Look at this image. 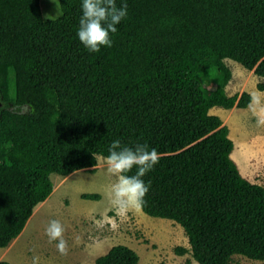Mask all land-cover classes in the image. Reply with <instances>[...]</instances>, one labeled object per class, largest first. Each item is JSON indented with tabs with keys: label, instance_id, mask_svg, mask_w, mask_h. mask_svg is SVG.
Wrapping results in <instances>:
<instances>
[{
	"label": "trees",
	"instance_id": "1",
	"mask_svg": "<svg viewBox=\"0 0 264 264\" xmlns=\"http://www.w3.org/2000/svg\"><path fill=\"white\" fill-rule=\"evenodd\" d=\"M116 2L127 16L112 46L90 53L77 37L82 0H59L55 20L39 0H0V248L51 195L50 175L95 172L119 140L159 153L141 210L177 223L194 261L264 262V188L240 174L228 127L209 113L250 103L226 94V59L264 79V0ZM138 262L124 245L95 260Z\"/></svg>",
	"mask_w": 264,
	"mask_h": 264
},
{
	"label": "rangeland",
	"instance_id": "2",
	"mask_svg": "<svg viewBox=\"0 0 264 264\" xmlns=\"http://www.w3.org/2000/svg\"><path fill=\"white\" fill-rule=\"evenodd\" d=\"M39 6L44 20H55L62 15L59 0H39ZM225 64L230 71H236L232 62L225 60ZM245 73L247 75L241 73L236 75L240 83L245 84L246 87L240 86L232 77L226 86L228 96L241 92L251 95L252 92L257 91L256 85L264 82L263 78L255 76L252 71L246 70ZM221 110L223 109L214 110L212 113L221 118ZM234 118L237 120V125L227 119L228 123L233 124L232 135L240 133L241 139L247 142L246 144L242 142L244 145H235L233 159L242 165L250 157L253 146H257V159H264V140L253 141L254 137L264 136V125L258 124V117L254 116L251 110L242 112L241 116ZM250 141H253L252 145L248 144ZM50 180L53 184L52 195L45 204L36 207L34 215L26 225V230L13 242L14 248L22 246L18 250L20 258H23L21 264H33L34 256L39 257V260L41 258L49 260L54 257L52 255L59 254L56 242L50 243L45 235V228L49 221L54 219L59 220L66 229L64 239L68 243L67 254L80 256V260L89 261L86 257L89 242L105 237L112 244L123 243L135 246L139 249L144 264H194L190 252L181 261H177L175 257L176 247L190 250L187 237L177 223L150 217L141 209H131L126 213L117 212L108 196L109 186L115 178L107 173L103 161L97 160L96 170L93 173L80 170L66 177L52 174ZM88 194L98 195L99 200L82 198L83 195ZM41 210L45 212L44 215L40 213ZM256 262L234 256L231 264H256Z\"/></svg>",
	"mask_w": 264,
	"mask_h": 264
},
{
	"label": "clouds",
	"instance_id": "3",
	"mask_svg": "<svg viewBox=\"0 0 264 264\" xmlns=\"http://www.w3.org/2000/svg\"><path fill=\"white\" fill-rule=\"evenodd\" d=\"M126 16L127 6H118L116 0H82L77 37L90 53H99L102 47L112 46L111 34L117 32V25ZM248 108L258 117V124L264 125V93L252 92ZM95 159L103 161L107 173L115 178L109 186L108 196L117 212L141 209L150 190V182L146 184L143 177L159 162V153L155 149L149 150L146 144L138 143L130 148L115 140L110 145L107 156L101 155ZM134 167L137 169L135 174L129 175ZM65 231L64 225L55 219L49 221L45 228L49 242H56L57 251L61 255L68 252ZM38 262L39 257L34 256L33 264ZM256 264L264 262L257 261Z\"/></svg>",
	"mask_w": 264,
	"mask_h": 264
},
{
	"label": "crops",
	"instance_id": "4",
	"mask_svg": "<svg viewBox=\"0 0 264 264\" xmlns=\"http://www.w3.org/2000/svg\"><path fill=\"white\" fill-rule=\"evenodd\" d=\"M227 61H230L232 62L233 67L236 68V71H231V78L234 77L235 80H237V82H239V85L242 86V87H246L245 84L243 83H240V80L239 78L237 77L236 73L238 74H244V75H247L245 72L246 70H243L245 68H243L240 64L238 63H234V61L232 60H228L226 59ZM225 62V61H224ZM236 72V73H235ZM256 92H260V91H256ZM261 93H264L261 92ZM220 108L218 107H213L212 109L209 110V113L211 114L212 111L214 110H219ZM222 109V108H221ZM249 111V108L248 106L246 107V109H240V108H232L230 110H221L220 112V115H221V120L222 123L228 127V130L230 131V133L228 134L229 137L233 140L234 145H238V144H242L247 142V141H244V139L242 140L241 139V135L240 133L233 136L232 135V129H233V124L234 125H237V120L234 118L236 116H241V113L242 112H247ZM213 115V113H212ZM217 116V115H216ZM255 116V115H254ZM219 117V116H218ZM257 117V116H256ZM220 118V117H219ZM230 119L231 122H233V124L231 123H228L227 122V119ZM253 137V136H252ZM252 137H250V140H252ZM260 140H264V136L263 137H254V140L253 141H260ZM253 141H250V145H252V142ZM246 144V143H245ZM244 145V144H242ZM236 147V146H235ZM235 147L233 148V151L230 155L231 159L233 160V162L237 165L238 169H239V172L240 174L247 180L249 181L250 183L252 184H257V185H260L264 188V159H257V146H253L252 149L250 150V157L242 163V165L238 164L234 159H233V154H234V151H235ZM55 191H56V188H55ZM53 193V192H52ZM51 193V195H52ZM48 200V198H47ZM45 200L43 203H41L39 206H42V204H45V202L47 201ZM38 207V206H37ZM36 209V208H35ZM40 213H44L42 210ZM43 214V215H44ZM34 215V213H33ZM32 215V216H33ZM31 216V217H32ZM30 217V218H31ZM30 220V219H29ZM28 220V221H29ZM28 223V222H27ZM27 225V224H26ZM94 228V226L92 227ZM26 230V226L25 228L23 229V231L21 232V234ZM21 234L15 239L17 240ZM13 240L9 246H7L6 248H0V262H11V264H21V261H23L22 259L23 258H20V254H18V250H20L22 248L21 247H13L14 246V241ZM89 248H88V252L86 253V257L89 259V261L85 260V259H82L80 260L79 258H81L80 256L79 257H76V256H71L69 254H66V255H61L60 253L56 256V255H52L54 257H51L49 260L48 259H42L39 260L38 264H90V261H91V264H95V260L100 257V256H103L105 255L113 246H116V245H124V246H127L129 247L130 249L134 250L138 256H139V262L138 264H144L143 260H142V256L140 254V251L139 249H137L135 246L131 245V244H123V243H119V244H112L108 241L107 238L103 237V238H99V239H95L94 241H91L89 242ZM13 244V245H12ZM13 247V248H12ZM190 247V246H189ZM184 248V247H183ZM186 249V248H185ZM188 250V249H187ZM190 252V250H188V252L182 256H179V255H176L175 254V257L177 259V261H181L183 257H185L186 255H188V253ZM191 254V252H190ZM191 256V255H190ZM25 261L27 259V257L25 256L24 257ZM78 259L80 261H78ZM192 256H191V260H192ZM29 260V259H28ZM193 261V260H192ZM194 264H197L196 262L193 261Z\"/></svg>",
	"mask_w": 264,
	"mask_h": 264
},
{
	"label": "bare ground",
	"instance_id": "5",
	"mask_svg": "<svg viewBox=\"0 0 264 264\" xmlns=\"http://www.w3.org/2000/svg\"><path fill=\"white\" fill-rule=\"evenodd\" d=\"M234 135H235V132H234Z\"/></svg>",
	"mask_w": 264,
	"mask_h": 264
},
{
	"label": "water",
	"instance_id": "6",
	"mask_svg": "<svg viewBox=\"0 0 264 264\" xmlns=\"http://www.w3.org/2000/svg\"><path fill=\"white\" fill-rule=\"evenodd\" d=\"M0 106H1V103H0Z\"/></svg>",
	"mask_w": 264,
	"mask_h": 264
},
{
	"label": "flooded vegetation",
	"instance_id": "7",
	"mask_svg": "<svg viewBox=\"0 0 264 264\" xmlns=\"http://www.w3.org/2000/svg\"><path fill=\"white\" fill-rule=\"evenodd\" d=\"M1 107V106H0Z\"/></svg>",
	"mask_w": 264,
	"mask_h": 264
}]
</instances>
